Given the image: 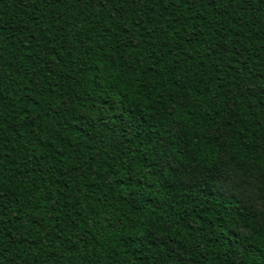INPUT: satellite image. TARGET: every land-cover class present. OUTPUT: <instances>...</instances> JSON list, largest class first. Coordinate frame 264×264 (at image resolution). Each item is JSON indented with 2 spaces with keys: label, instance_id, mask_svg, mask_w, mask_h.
<instances>
[{
  "label": "trees",
  "instance_id": "trees-1",
  "mask_svg": "<svg viewBox=\"0 0 264 264\" xmlns=\"http://www.w3.org/2000/svg\"><path fill=\"white\" fill-rule=\"evenodd\" d=\"M0 264H264V0H0Z\"/></svg>",
  "mask_w": 264,
  "mask_h": 264
},
{
  "label": "rangeland",
  "instance_id": "rangeland-1",
  "mask_svg": "<svg viewBox=\"0 0 264 264\" xmlns=\"http://www.w3.org/2000/svg\"><path fill=\"white\" fill-rule=\"evenodd\" d=\"M249 192L251 193L252 191L250 190Z\"/></svg>",
  "mask_w": 264,
  "mask_h": 264
}]
</instances>
